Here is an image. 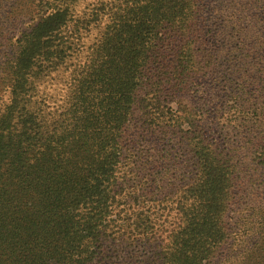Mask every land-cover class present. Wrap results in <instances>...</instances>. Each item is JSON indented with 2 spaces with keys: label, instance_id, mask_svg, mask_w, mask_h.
I'll return each mask as SVG.
<instances>
[{
  "label": "trees",
  "instance_id": "1",
  "mask_svg": "<svg viewBox=\"0 0 264 264\" xmlns=\"http://www.w3.org/2000/svg\"><path fill=\"white\" fill-rule=\"evenodd\" d=\"M84 1L0 0V264H264V0Z\"/></svg>",
  "mask_w": 264,
  "mask_h": 264
},
{
  "label": "rangeland",
  "instance_id": "2",
  "mask_svg": "<svg viewBox=\"0 0 264 264\" xmlns=\"http://www.w3.org/2000/svg\"><path fill=\"white\" fill-rule=\"evenodd\" d=\"M92 1V0H90ZM88 0H85L83 3L79 4L78 6L79 7H76V10L78 13L82 12L83 10L86 11L88 8H86V5L90 2ZM213 0H203L202 1V11L204 12V10L208 13H210L212 10V2ZM215 3H213L214 5ZM204 5H205V8H204ZM25 8V6L23 7V9ZM21 10L20 7L18 6H15L14 8V11L15 12H19ZM258 11H260L262 13V16L259 17L261 19H264V8H261L259 9ZM257 15L259 16V12L257 13ZM29 21V20H28ZM27 19L25 17H23L17 24H16V27L13 29V31L11 32V34L9 33L10 36L12 35H17L19 32H21L22 30H26L27 29V23H28ZM33 21V20H31ZM2 22L0 21V24ZM95 35V31L93 29L89 30V32L83 34V37L81 39V46L79 47L78 49V52H75V58H72L74 61H78L80 62L81 61V55H83L85 53V50L87 48V46L89 45V43L92 41V38L93 36ZM79 57V58H78ZM61 87V84L58 82L56 85L54 84V81H51L49 84H48V92H50L51 90H55L57 93H59V89ZM57 88V89H56ZM252 253L256 254L257 256V259L256 261L259 262V252H257L256 250H253L252 249Z\"/></svg>",
  "mask_w": 264,
  "mask_h": 264
}]
</instances>
